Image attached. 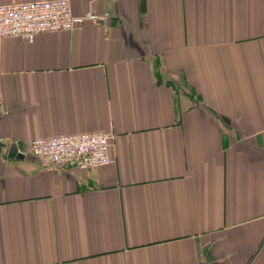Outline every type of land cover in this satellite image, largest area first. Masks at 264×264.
Returning <instances> with one entry per match:
<instances>
[{"label":"crops","instance_id":"obj_1","mask_svg":"<svg viewBox=\"0 0 264 264\" xmlns=\"http://www.w3.org/2000/svg\"><path fill=\"white\" fill-rule=\"evenodd\" d=\"M70 2L111 17L0 40V264H264V0ZM94 132L110 166L28 146Z\"/></svg>","mask_w":264,"mask_h":264},{"label":"built area","instance_id":"obj_2","mask_svg":"<svg viewBox=\"0 0 264 264\" xmlns=\"http://www.w3.org/2000/svg\"><path fill=\"white\" fill-rule=\"evenodd\" d=\"M111 15H76L70 0L14 3L0 6V40L34 42L44 33L74 31L86 22L105 25ZM4 105L0 99V113ZM115 136L94 132L35 139L28 143L33 153L53 167H77L91 171L114 163L111 155Z\"/></svg>","mask_w":264,"mask_h":264},{"label":"water","instance_id":"obj_3","mask_svg":"<svg viewBox=\"0 0 264 264\" xmlns=\"http://www.w3.org/2000/svg\"><path fill=\"white\" fill-rule=\"evenodd\" d=\"M9 158L11 159L21 158V156L18 155V148L16 145L11 146L10 151H9Z\"/></svg>","mask_w":264,"mask_h":264}]
</instances>
